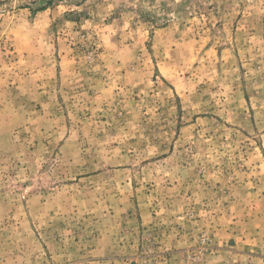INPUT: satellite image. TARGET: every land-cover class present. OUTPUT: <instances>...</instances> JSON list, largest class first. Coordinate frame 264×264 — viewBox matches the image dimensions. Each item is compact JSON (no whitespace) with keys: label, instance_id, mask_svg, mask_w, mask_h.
<instances>
[{"label":"rangeland","instance_id":"1","mask_svg":"<svg viewBox=\"0 0 264 264\" xmlns=\"http://www.w3.org/2000/svg\"><path fill=\"white\" fill-rule=\"evenodd\" d=\"M0 0V264H264V0Z\"/></svg>","mask_w":264,"mask_h":264},{"label":"trees","instance_id":"2","mask_svg":"<svg viewBox=\"0 0 264 264\" xmlns=\"http://www.w3.org/2000/svg\"><path fill=\"white\" fill-rule=\"evenodd\" d=\"M48 2L40 7L37 8V11H42L47 9L53 2L52 0H47Z\"/></svg>","mask_w":264,"mask_h":264}]
</instances>
